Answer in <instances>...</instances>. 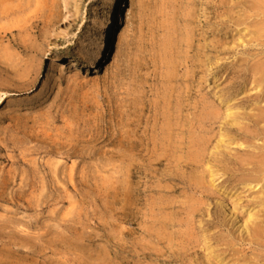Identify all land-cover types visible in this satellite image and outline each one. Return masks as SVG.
I'll list each match as a JSON object with an SVG mask.
<instances>
[{"label": "rangeland", "instance_id": "rangeland-1", "mask_svg": "<svg viewBox=\"0 0 264 264\" xmlns=\"http://www.w3.org/2000/svg\"><path fill=\"white\" fill-rule=\"evenodd\" d=\"M116 3L0 0V264L261 263L264 248L237 234L243 210L230 218L236 194L255 195L240 163L264 146L248 122L264 108L252 83L264 39L238 36L221 0H133L105 44ZM229 104L241 127L226 124ZM225 136L232 157L215 150ZM202 143L201 166L188 163Z\"/></svg>", "mask_w": 264, "mask_h": 264}, {"label": "bare ground", "instance_id": "bare-ground-1", "mask_svg": "<svg viewBox=\"0 0 264 264\" xmlns=\"http://www.w3.org/2000/svg\"><path fill=\"white\" fill-rule=\"evenodd\" d=\"M132 1L133 0H117V3H116V6H115V8H114V10H113V12H112V14H111V17H110V20H109V22H108V25H107V27H106V30H105V33H104V37H103V40H102V43H105V44H108V42H109V40H111L112 39V37L114 36V34L116 33V31L119 29V27H120V24H121V18L123 17V15L125 14V12L127 11V9L130 7V5H131V3H132ZM226 2L228 1V0H225ZM224 0H221V4L220 5H222V6H229L230 4H232V7H230L229 9H224L225 11H224V14H222V16H221V19H223V20H225V19H229L230 20V26H231V24H232V26H233V29L238 33V36H242L243 34H242V32H244V33H246V30L247 31H252L253 30V33L252 32H250L249 33V35H250V37H253V36H251V33L254 35V39H251V41L253 40L254 41V43L256 44V41H259V40H261V39H264V0H250V1H248V0H233V1H229V2H225ZM243 1H245V2H243ZM245 6V7H244ZM243 7H244V11L243 12H245L244 14H247L246 16V18L245 19H242L241 17H240V11H242V9H243ZM237 8H238V11H237ZM240 8H242L241 10H239ZM246 8V9H245ZM223 10V9H222ZM221 12V11H220ZM222 13V12H221ZM189 15V14H188ZM228 24V23H227ZM188 29V28H187ZM186 29V30H187ZM245 29V30H244ZM186 30H184L185 31V33L186 32H188V31H186ZM248 33V32H247ZM186 34H188V33H186ZM186 34H184V35H186ZM194 34V33H193ZM7 36H8V34H6ZM11 36V35H10ZM183 38L185 39V37L183 36ZM195 38V37H194ZM242 38V37H241ZM189 39V40H188ZM188 42L189 43H187L186 44V46L188 47L187 48V50L188 49H190L191 50V41L193 40L192 38H191V36H190V33L188 34ZM197 40V39H196ZM195 41V40H194ZM193 41V42H194ZM221 41V40H220ZM171 42V41H170ZM169 42V43H170ZM249 42V41H248ZM219 43V42H218ZM171 44V43H170ZM169 44V45H170ZM173 44V43H172ZM219 44H221V46H223L224 45V43L222 44V42H220ZM253 44V43H252ZM263 45H264V43H262ZM168 45V44H167ZM225 45H226V43H225ZM251 45V44H250ZM171 46V45H170ZM169 46V48H172V47H170ZM253 46V45H252ZM219 47V46H218ZM259 46H258V42H257V48H258ZM263 47V46H262ZM168 48V49H169ZM108 50H109V48H108ZM260 50H261V52H262V49H261V47H260ZM106 52H107V50H106ZM106 52L104 53V49L102 48V49H100V51H99V55H101L102 57L101 58H99V55L97 56V62L98 63H103L106 59H107V54H106ZM187 53H188V51H187ZM258 54V53H257ZM257 54H255L256 56H257ZM261 55L262 54H264V53H260ZM259 55V54H258ZM169 56V55H168ZM167 56V57H168ZM252 56H254V55H252ZM263 56V55H262ZM262 56H260L259 55V59L262 57ZM172 55H171V59H172ZM250 57V56H249ZM174 58V57H173ZM253 58V60H254V58H255V56L254 57H252ZM258 58H257V60H258ZM262 58H264V56L262 57ZM261 58V59H262ZM256 59L254 60V62L255 61H257ZM173 60H171V62H172ZM202 61V60H201ZM260 62H256L257 63V65L254 67V69H253V71H254V73L251 71V74L256 78V82L258 83V84H255L256 82H253L252 81V83L255 85V86H257L258 87V85L260 86V87H262V90H261V94H263L264 93V61H261V60H259ZM169 62H170V60H169ZM174 63V62H173ZM201 64V63H200ZM204 64V63H203ZM169 65H171V64H169ZM173 65V64H172ZM194 65V64H193ZM206 65V64H205ZM176 66V65H175ZM172 66H170V68H171ZM174 67V66H173ZM172 67V68H173ZM203 67H204V65H203ZM213 67V66H212ZM169 68V69H170ZM177 69V68H176ZM212 69V68H211ZM172 70V69H171ZM248 70H250V69H248ZM170 71V70H169ZM172 71H174V70H172ZM171 72V71H170ZM175 72H177V71H175ZM175 72H173V73H175ZM209 72H212L211 70H209ZM208 73V72H207ZM174 76V75H173ZM172 79V78H171ZM254 79V78H253ZM254 81H255V79H254ZM170 83V82H169ZM256 87V88H257ZM257 89H259V87L257 88ZM260 95V94H259ZM258 95V97L260 98L261 96H259ZM257 97V96H256ZM236 99V98H235ZM237 99H241L240 98V96L237 98ZM1 100V99H0ZM256 100V99H255ZM257 100H259V99H257ZM256 100V101H257ZM232 101V100H231ZM240 101V100H239ZM230 102V101H229ZM228 102V103H229ZM236 102H238V101H236ZM259 102V101H258ZM228 103H226V104H228ZM223 104V103H222ZM231 104L232 105H234V102L232 101L231 102ZM264 104V103H263ZM257 106H258V103L256 104ZM262 105H261V103H260V107H261ZM238 106L236 105V108H237ZM263 107V106H262ZM261 107V108H262ZM224 108H226V111H225V116L226 117H224L225 118V120L227 121V123L226 124H228V125H230L231 127H236V126H238V127H241V123L239 122L240 121V113H239V109H237V111H236V109H235V107L233 108L230 104L229 105H227V107H224ZM239 108V107H238ZM251 109H253V108H251ZM250 109V110H251ZM255 109V108H254ZM219 111H221V109L219 110ZM251 111H253V110H251ZM211 112V111H210ZM222 112V111H221ZM242 112V111H241ZM165 113V112H164ZM212 113H213V115H214V112H213V110H212ZM219 113V112H218ZM243 113V112H242ZM241 113V114H242ZM244 113H246V115L247 116H249L251 113H248V112H244ZM243 113V114H244ZM248 113V114H247ZM252 113H257L255 110H254V112H252ZM167 114V113H166ZM216 115H214V117L215 116H217L218 114L217 113H215ZM220 114V113H219ZM223 114H221V115H223ZM253 115V114H251L250 115V117H251V120H249L248 119V122H250L251 123V121L253 122V125L254 126H252V127H254V128H256L255 130L256 131H254V130H252V133H254V132H256V134H258V135H256L255 134V136H261V134H262V136H264V108L263 109H260L259 110V113L258 114H256V115ZM169 115V114H168ZM207 115H210V114H207ZM205 116L207 119H208V116ZM166 116V115H165ZM219 116V115H218ZM243 118L245 117V115H241ZM166 117H168V116H166ZM212 116H209V118H211ZM222 117V116H221ZM216 118V117H215ZM224 118H223V120H224ZM167 119V118H166ZM177 119H179V118H177ZM219 119H221V118H219ZM239 119V120H238ZM246 119V118H245ZM210 120V119H209ZM208 120V121H209ZM228 120H230L229 122H228ZM212 121H214V119L212 120L211 119V121H209V122H212ZM242 121H243V119H242ZM245 121V120H244ZM247 121V120H246ZM171 122V121H170ZM170 122H168V123H165V125H164V127H163V133H164V135H165V131H166V127L168 128V132L170 131V129H171V125H173V124H170ZM163 123H164V120H163ZM191 123V122H190ZM189 123V124H190ZM244 123V122H243ZM225 124V125H226ZM192 125V124H191ZM191 125H188V126H190L191 127ZM227 125V126H228ZM242 125H244V124H242ZM247 125H245V127H246ZM251 126V125H250ZM263 126V127H262ZM173 127V126H172ZM243 128H242V130H244V126H242ZM249 127V126H248ZM240 130H239V132H241V128H239ZM192 130V129H191ZM193 130H194V127H193ZM192 130V131H193ZM245 130H247V127H246V129ZM249 130H251L250 129V127L248 128V131ZM161 131V132H162ZM192 131H189V132H191V134H193L192 133ZM247 131V132H248ZM245 133H246V131H244ZM251 132V131H250ZM249 132V134L251 135V136H253L252 138L253 139H256V137H254V135H252L251 133ZM169 133H171V132H169ZM168 134V133H167ZM166 134V135H167ZM248 134V135H249ZM195 135V134H194ZM247 135V134H246ZM190 136V135H189ZM222 136H224V135H222ZM259 136V137H260ZM261 136V137H262ZM226 137L227 136H225L224 137V140H222L218 145H216V147H215V150H216V148H218L217 149V153L218 152H222V150H223V148H226L225 149V151L227 150V153L229 154V150H230V153H231V150L233 149H231V147H233L232 146V143L234 142V140L233 139H231L232 141V143L230 142V140H228V139H226ZM168 139H169V137H167ZM190 138V137H189ZM195 137L193 136V139H194ZM171 139V138H170ZM172 139H174V137L172 136ZM182 139H184V138H182ZM196 139V138H195ZM202 139V138H201ZM190 140V139H189ZM199 141V139L197 138L195 141ZM206 140V139H205ZM221 140V139H220ZM257 140H258V138H257ZM261 140V139H260ZM172 141V140H171ZM204 141V140H203ZM210 141V140H209ZM236 141V140H235ZM166 142H168V140H166ZM193 142V141H192ZM211 142V141H210ZM256 142H258V141H255V143ZM261 142V141H260ZM234 143H237V142H234ZM239 143V142H238ZM253 143V141L250 143V144H252ZM255 143H253L252 144V148H253V145H254V147H258V146H256V144ZM263 143V142H262ZM189 144H191V142H189ZM194 144H195V142H194ZM208 143H202V144H200V147L198 148V144H197V149H196V154H194V151H193V153H191L190 152V150H189V152L191 153V154H193V155H191V156H189V154L187 155L188 156V158L190 157V160H189V162L188 163H190V161L192 160V162H194L195 164H197V166H201V165H198V164H201V160L203 159V158H201L202 156H204L202 153L203 152H205V151H207V149L205 150V146L207 145ZM210 145V144H209ZM237 145V144H236ZM240 145V144H239ZM239 145H237V147H240ZM242 145V144H241ZM257 145H259V143L257 144ZM196 146V145H195ZM218 146V147H217ZM245 146V145H244ZM247 146V145H246ZM251 146V145H250ZM262 144L260 145V147H258V148H254L253 150L252 149H250L251 151H252V153H250V151L249 152H247V154H251V155H247L246 156V158L245 159H243L242 157H243V155H242V157L241 156H239L240 158H242L243 160H241V162H242V164L240 163V165L241 166H245V167H247L248 169L249 168H251V169H249V170H251L252 171V174L250 173L251 171H248L251 175H249V174H247V177H245V178H243V179H241L240 180V185H244L245 186V189L247 190V191H245V189L243 190L244 191V193L245 192H251V191H253V193H254V191H255V195H253V197H251L250 199H249V197H248V199H247V197H246V195L248 194H246L245 196H244V194L242 195V194H236L237 196H236V198H237V201H235L234 202V204H235V207L234 208H232L233 209V212L231 213V218H230V220L231 221H234V224H235V221L236 220H239L240 219V216H241V214H242V216H241V218H242V221H243V226L241 227L242 228V236L243 237H241L240 235V233H237V234H239V239H240V242H242L243 243V245H244V243H248L250 246H257V247H262V249L264 248V146H262ZM194 147V146H193ZM193 147H191L192 149H193ZM236 147V146H235ZM236 147V149H238ZM167 148V147H166ZM240 148H242V146L240 147ZM244 148H247V149H249L248 147H244ZM235 149V150H236ZM246 149V150H247ZM219 150V151H218ZM224 151V152H225ZM233 151V150H232ZM163 153H165V152H163ZM206 153V152H205ZM219 153V154H220ZM167 154V153H166ZM165 154V155H166ZM226 154V153H225ZM221 155V154H220ZM230 155V154H229ZM231 155H233V154H231ZM230 155V156H231ZM160 156V155H159ZM182 157V156H181ZM224 157V154L222 155V157H221V159ZM232 157V156H231ZM237 157H238V155H237ZM244 157H245V155H244ZM184 158V157H183ZM183 158H180V160L181 159H183ZM187 158V157H186ZM206 159V158H205ZM237 159V158H236ZM187 160V159H186ZM219 161H221V160H219ZM236 161H238V160H236ZM222 162V161H221ZM239 162V161H238ZM205 163V162H204ZM194 164V165H195ZM205 166V165H204ZM249 166H251V167H249ZM243 167H241V168H243ZM202 168H204L203 166H202ZM247 168H244V172H245V169H247ZM208 169L210 170V177H211V179H213V180H211V184L213 185L214 183H219L217 180V177H218V174L212 169V168H210V167H208ZM247 169V170H248ZM204 170V169H203ZM204 172V171H203ZM247 172V171H246ZM196 173V172H195ZM197 173H200V172H198L197 171ZM207 174V173H206ZM201 175V174H200ZM249 175V176H248ZM192 176V175H191ZM196 176V175H195ZM203 176H204V174H203ZM203 176H200V178H199V180L198 181H195L196 183H195V185H197L198 187H201L202 188V190L204 191V190H207L208 188H210V186L208 187V185L206 186V184H205V179L203 178ZM208 176V175H207ZM206 176V177H207ZM244 176V175H243ZM209 177V176H208ZM196 178H197V176H196ZM193 179V178H192ZM208 179V178H207ZM191 180V179H190ZM189 180V181H190ZM196 180V179H195ZM209 181V180H208ZM191 183V182H190ZM210 183V182H209ZM192 184V183H191ZM210 184V185H211ZM239 184V183H238ZM237 183H236V185H238ZM194 185V184H193ZM211 185V187H213ZM217 185V184H216ZM190 186V185H189ZM192 186V185H191ZM197 187V188H198ZM208 187V188H207ZM218 187V186H217ZM240 187V186H239ZM258 187H260V188H258ZM192 189H193V187H191ZM219 188H220V186H219ZM218 188V189H219ZM234 188V187H233ZM233 188H232V190H231V192L232 191H234L233 190ZM191 189V190H192ZM211 189V188H210ZM209 189V190H210ZM213 189H215L216 191L218 190V189H216V188H213ZM239 189V188H238ZM237 189V190H238ZM240 189H242V188H240ZM239 189V191H241ZM201 190V189H200ZM209 190H208V192H209ZM237 190H236V193H238L237 192ZM201 192V191H200ZM206 191H204V192H202V194L203 193H205ZM210 192H211V190H210ZM215 192V191H214ZM214 192H212V193H214ZM219 191H217V193H218ZM199 193V192H198ZM212 193H211V195H212ZM252 192H251V194H253ZM197 194V193H196ZM215 194V193H214ZM192 197H193V195H191ZM202 195L200 194V196L199 197H201ZM243 196L244 197H246V199L244 200V198H243ZM248 196V195H247ZM135 197V196H134ZM206 197H207V195H206ZM192 199V198H191ZM202 199V198H201ZM198 200V199H197ZM159 201V200H158ZM231 201V200H230ZM161 202V201H160ZM233 202V201H232ZM231 202V203H232ZM245 202L247 203V205L246 206H244L243 205V207H242V204H245ZM133 203V202H132ZM162 203V202H161ZM160 203V204H161ZM167 203V202H166ZM166 203H164V204H166ZM173 203V202H172ZM205 203V202H204ZM191 204H192V202H191ZM241 204V205H240ZM194 206V205H193ZM200 206H202V205H200ZM195 207H196V205H195ZM193 208V207H192ZM199 208V207H198ZM193 210V209H192ZM241 210H243V212H241V214L240 213H238L239 211H241ZM189 211H191V210H189ZM188 212V211H187ZM196 212V211H195ZM194 212V213H195ZM189 215V214H188ZM192 215V214H191ZM240 215V216H239ZM189 218H192V216L191 217H189ZM182 222V221H181ZM188 224H189V222H187ZM240 223V222H239ZM242 223V222H241ZM183 224V223H182ZM233 226V225H232ZM238 226V225H237ZM236 226V229L238 228ZM191 227V226H190ZM189 227V228H190ZM231 227V226H230ZM234 227V226H233ZM193 228V227H192ZM240 228V227H239ZM235 230V229H234ZM192 231V230H191ZM162 233H163V231H161ZM235 232V231H234ZM237 232V231H236ZM159 235V234H158ZM244 235H247V237H245L244 238ZM229 236H231V235H229ZM160 237V236H159ZM233 237V236H232ZM232 237H230L231 239H232ZM165 238H167V237H164V240H165ZM234 238H237V237H234ZM233 238V239H234ZM232 239V240H233ZM158 240H160V239H158ZM170 240V239H169ZM206 240H207V238H206ZM228 241V240H227ZM229 242H231V240L229 241ZM238 242V241H237ZM226 243V242H225ZM224 243V244H225ZM209 244V243H208ZM207 244V245H208ZM228 244H230V243H228ZM234 245H235V243H233ZM234 245H232L233 247H234ZM240 244H237V246H239ZM246 245V244H245ZM181 246H182V243H181ZM184 246V245H183ZM182 246V247H183ZM213 246V245H212ZM236 246V247H237ZM207 247H209V246H207ZM211 247V246H210ZM222 247V246H221ZM228 247H229V245H228ZM232 247V248H233ZM240 247V246H239ZM251 247H249V249H250ZM209 249V248H208ZM211 249L212 248H210V250H207V251H209V253H212V252H210L211 251ZM218 249V248H217ZM217 249H215V253L217 252ZM226 249H227V245H226ZM258 249V248H257ZM260 249V248H259ZM213 250H214V248H213ZM212 250V251H213ZM220 249H218V251H219ZM229 250V249H228ZM232 250H234V249H232ZM245 250V249H244ZM243 250V251H244ZM254 250V249H253ZM221 251V250H220ZM219 251V252H220ZM231 251V250H230ZM238 250L236 249V254H233V255H237V252ZM243 251H240L239 252V254H241V252H243ZM247 251V250H246ZM250 251V250H249ZM258 251V250H257ZM225 252V251H224ZM224 252H220V254H222V253H224ZM229 252V251H228ZM231 252H233V251H231ZM234 253V252H233ZM252 253H256V252H252ZM258 253V252H257ZM217 254V253H216ZM216 254H213V256L214 255H216ZM219 254V253H218ZM218 254H217V256H218ZM225 254H226V252H225ZM245 254V253H244ZM263 254V253H262ZM210 255V254H209ZM223 255V254H222ZM231 255V254H230ZM232 255V256H233ZM264 255V254H263ZM212 256V255H211ZM224 256V255H223ZM241 256V255H240ZM240 256H239V259H236V260H238V262L239 261H241V259H240ZM247 256V255H246ZM262 256V255H261ZM260 255L258 256V257H261ZM222 257V256H221ZM211 258V257H210ZM210 258H209V261H210ZM213 258V257H212ZM212 258H211V260H212ZM217 259L218 258H220V257H216ZM215 258V259H216ZM237 258V257H236ZM244 258H246V257H244ZM250 258H252L251 256H250ZM253 258H254V255H253ZM252 258V259H253ZM226 259V258H225ZM229 259H230V257H229ZM255 259V258H254ZM208 260V259H207ZM243 260V259H242ZM249 261H250V259H248ZM214 261V260H213ZM218 261H220L221 263H226V262H224L225 260H223V258H221V260L219 259ZM234 261V260H233ZM252 261V260H251ZM250 261V262H251ZM254 261V260H253ZM259 261V260H258ZM257 261V262H258ZM214 262H217V261H214ZM227 262H229L228 261V258H227ZM231 263H233L232 262V260L230 261ZM250 262H248L246 259H244V264H251ZM256 262V261H255ZM212 263V262H211ZM210 263V264H211ZM214 264V263H213ZM217 264V263H216ZM230 264V263H229ZM236 264V263H235ZM241 264H243V263H241ZM252 264H256V263H253L252 262ZM259 264H264V261H262L261 260V263H259Z\"/></svg>", "mask_w": 264, "mask_h": 264}]
</instances>
